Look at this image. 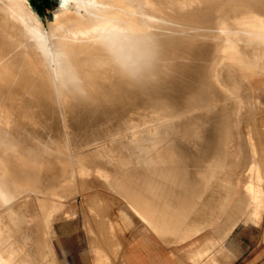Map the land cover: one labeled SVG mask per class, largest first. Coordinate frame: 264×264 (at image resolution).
Returning a JSON list of instances; mask_svg holds the SVG:
<instances>
[{
  "label": "bare ground",
  "instance_id": "bare-ground-1",
  "mask_svg": "<svg viewBox=\"0 0 264 264\" xmlns=\"http://www.w3.org/2000/svg\"><path fill=\"white\" fill-rule=\"evenodd\" d=\"M76 1L75 8L57 7L52 11L54 17L46 23L32 0H0V125L13 124L1 89L16 86V80L21 78L17 61L21 54L34 73H46L49 67L64 107L69 97L65 85L69 82L80 83L74 89V97L83 94L93 105L108 107L124 92L158 85L179 87L206 68L208 84L193 104L161 112L157 122L142 121L125 131V136L131 138L142 131L150 135L143 151L144 160L136 162L129 155H122L111 165L96 169L106 172L104 180L144 222L141 227L150 224L161 238L154 232L150 237L154 234L164 243L183 242L209 223L212 224L208 227L214 226L227 213H238L244 199L238 204L234 200L226 214L220 216L217 211L228 200L223 197L224 191L231 193L238 188L236 177L246 156L239 138L238 116L243 106L250 126L247 129L255 131L251 136L258 168L264 169V139L261 141L262 132H256L264 131V113L259 109L264 101L257 99L264 97V84L258 97L254 95V80L264 75V0H249L257 5L255 9L231 11L209 24L199 21L191 10L212 0ZM215 30L220 31L216 45L211 39ZM170 32H190L191 36L174 41ZM162 51L165 52L159 60L139 68L140 61ZM90 95H96V100ZM151 111L157 114L159 109ZM168 124L180 130L176 134L190 147V152L199 154L203 143L192 145L202 141L205 129L214 125L206 158L186 162L185 151L171 142L172 132L164 128ZM233 131H239L235 138L243 146L238 166L232 160L236 145L229 146L234 140ZM49 155L56 156L58 161L45 162ZM92 164L77 149L59 143L26 144L18 136L11 138L7 131L0 130V205L6 206L0 209L5 215L0 219V264H54L51 260L45 262L49 257L55 264L54 257L61 260L49 243V230L55 223V200L57 195H70L84 188L85 171ZM20 212L28 219V241L35 244V249L17 237ZM101 218H95L94 225L101 223L114 229L113 219L102 214ZM131 221L132 215L128 213L127 223ZM74 231L77 229L70 232ZM97 236L95 241L103 245L101 240L106 239L100 233ZM98 244H94L97 258L109 257ZM118 254L122 253L116 252L115 256Z\"/></svg>",
  "mask_w": 264,
  "mask_h": 264
},
{
  "label": "rangeland",
  "instance_id": "rangeland-1",
  "mask_svg": "<svg viewBox=\"0 0 264 264\" xmlns=\"http://www.w3.org/2000/svg\"><path fill=\"white\" fill-rule=\"evenodd\" d=\"M32 1L37 13L46 23L48 19L54 17V12L52 11L57 7H77L76 0H46L47 2H43V5H48L45 9L43 6L39 8L37 5L40 4L39 0ZM255 7H257V5L249 0H212L211 2L194 7L191 13L202 23L209 24L213 20H217L218 18L216 17H225L231 11L249 10L252 8L255 9ZM219 33L220 31L218 30L212 33L211 39L214 45L217 43L216 40ZM171 35L173 36L172 40L178 41L179 39L180 41L185 39L188 35L191 36V33H176L177 37L175 33H171ZM163 52L165 51L154 54L148 60L144 59L140 61L139 68L144 69L149 63L156 62L160 59V56L164 54ZM17 61L19 63L18 72L21 77L16 80L17 85L1 89L2 97L11 110L10 119H12L11 123L13 124L9 127L0 125V130L7 131L8 136L11 138L18 136L26 144L40 143L49 146L54 143H59L68 149H77L80 156L88 158L93 162L85 171L84 188L77 189V192L75 191L70 195L68 194L65 196V194H62L56 197V209L54 212L55 223L51 225L49 230V243L51 250L61 258V260L57 257L54 258L57 260V264H105L107 261L106 258L108 257L107 255L104 258H97L98 255L96 254V248L94 246V244H98L95 241V239L99 237L97 233H100L108 241L107 243L111 248L116 247L119 248V251L122 250L121 252H123L125 245H127L131 239L143 234L141 232V226L144 227L145 224L134 214L131 208L128 207L127 201L116 193L104 180L103 177L107 176L106 172L99 171L98 168L100 166L111 165L112 162H116V159L122 155H129L136 162L144 160L143 151L150 140V135L146 131H142L135 138H131L125 136V131L133 125L141 124L142 121L157 122V120H159L158 117H161V112L178 110L179 107V109L189 107L202 96V92L209 81L208 70H206V68L203 69V71L198 74L199 78L197 76L191 77L179 87L172 85L160 87L158 85L144 89L145 91L133 89L129 92H124L115 103L108 107L102 106L99 103L93 105L90 99H86L83 94H77L74 97V89H76L80 83L69 82L65 85L69 97L64 107L56 91L53 75L49 67L46 73L37 74L32 72L28 64L25 63L26 57L24 55H19ZM263 76L254 80L256 86L254 95L256 97L260 94L259 89L263 87ZM196 79L198 80L196 81ZM38 88H42L43 90H39ZM89 97L96 100V95H90ZM127 98L129 99L126 100ZM139 99L141 101H139ZM257 99H263L264 101V97L262 96ZM124 104L126 105L124 106ZM122 106L123 112L121 110ZM153 108L159 109V112L155 114L151 111ZM263 108L264 106L259 108L263 110L261 113H264ZM130 109L131 111H129ZM245 111V106H243L241 115L238 116L240 118L239 138L244 145L246 153V156L243 158V165L236 177L238 188H235V192L231 193L224 191L223 197L227 196L228 200L223 203L222 209H219L220 211L217 212L220 213V216L226 214L234 200V203L238 204L239 201L244 199V204L238 213H227L214 226L203 230L198 236L196 235L180 243L165 242V244H184L188 242L185 243L187 245L195 238L193 245H198L199 247L195 249L196 253L194 254L192 253L193 245L184 249V251H188V253L184 252L185 257L183 260L185 264H238L239 260L243 257L256 254L257 251H263L261 257L264 256V169L258 168V157L255 155L251 136L255 131H248L250 126L245 118ZM164 128L172 132L169 136L171 142L185 151L186 162H190V160L192 161L197 158H206L207 150L211 148L212 144L214 125L205 129L204 139L202 141H197L192 145L194 147L196 144L201 145L203 143L201 147L205 150L203 149V151L200 152L202 154H199V152H190V147L186 145V142L182 140L180 135L176 134V131L179 132L180 130H177L175 126L168 124L164 126ZM238 132L239 131H233L234 140L229 144V146L233 144L236 145L234 146L236 150L233 153L232 160L237 166L240 162L238 154L243 151V146H241L239 140L235 138ZM256 132H262V141L264 139V131ZM82 146H84V148ZM79 147H82L80 148L81 150ZM139 155L142 158H138L140 157ZM261 157L259 158L260 160ZM57 161L58 158L54 155L45 157V162L47 163ZM96 167L98 168L96 169ZM235 171L236 170H234L232 174L233 178L235 177ZM237 190L238 197L235 199ZM99 203H103L102 207ZM96 204H98L99 207L98 205L96 206ZM3 206L5 205H0V209H3ZM98 210L100 213L98 214L99 216L97 215ZM128 213L132 215L133 222L127 225ZM101 214L107 219L110 218L115 221L114 229H112L111 225H103L101 223H95L94 225V222H96L95 218L99 220ZM4 216L3 211L0 212V219ZM17 216V237L25 241L30 248L35 249V244L28 241V238L31 236L28 219L23 212H20ZM74 228L77 229V232H70ZM113 232H115L117 236L112 234ZM152 237L159 240L154 234H152ZM211 239L215 241L212 244L210 243ZM31 244L34 245L32 246ZM3 245H6V243H3ZM101 246L102 245H99V248L102 249ZM169 246H173L174 248L178 247L175 245ZM182 246L184 245L179 246L177 250L182 251ZM118 255L114 257V263L121 264V254ZM47 260H51L55 264V261L51 257L45 260V262L51 263V261Z\"/></svg>",
  "mask_w": 264,
  "mask_h": 264
},
{
  "label": "crops",
  "instance_id": "crops-1",
  "mask_svg": "<svg viewBox=\"0 0 264 264\" xmlns=\"http://www.w3.org/2000/svg\"><path fill=\"white\" fill-rule=\"evenodd\" d=\"M211 218V217H209ZM208 218V219H209ZM216 220L215 213L213 215V222ZM131 221L130 223H132ZM129 223H127L128 225ZM212 224L209 223L208 226ZM207 226V227H208ZM206 227V228H207ZM204 228L203 230H205ZM203 230L198 232L196 235L198 236ZM142 235H139L138 237H135L131 239L127 245H125V249L123 252L122 250L119 251V248L112 247L108 245V241H102V249L105 251L109 257H107V261L105 264H113L115 262L114 256L116 252L122 253L121 255V264H185L183 258L185 257L184 252L188 253V251H184L185 248L189 247L190 245H193L195 242V238L191 240L190 244H185L188 242H185L184 244H165L161 243L159 240L155 239L154 237H150V233L154 232L159 238H161L155 229L147 223L146 228L141 227ZM194 235V236H196ZM209 242V241H208ZM215 241L210 240V243H214ZM169 245H175V246H182L183 250L179 251L177 250L178 247H173ZM231 246V245H230ZM199 246L193 245L192 246V253H196V250ZM261 252H256V254L243 257L241 260H239L238 264H264V256L261 257ZM124 260V261H123ZM120 261V259H119ZM124 262V263H123ZM82 264V263H80Z\"/></svg>",
  "mask_w": 264,
  "mask_h": 264
},
{
  "label": "trees",
  "instance_id": "trees-1",
  "mask_svg": "<svg viewBox=\"0 0 264 264\" xmlns=\"http://www.w3.org/2000/svg\"><path fill=\"white\" fill-rule=\"evenodd\" d=\"M41 1V2H40ZM43 2H47L46 0H39L40 4H37L39 6V8H41L42 6L44 7V9L48 6L47 4L43 5ZM52 4V3H50Z\"/></svg>",
  "mask_w": 264,
  "mask_h": 264
}]
</instances>
